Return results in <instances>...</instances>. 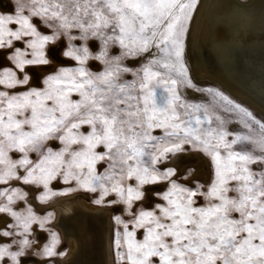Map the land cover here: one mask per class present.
I'll use <instances>...</instances> for the list:
<instances>
[{"label":"snow or ice","instance_id":"snow-or-ice-1","mask_svg":"<svg viewBox=\"0 0 264 264\" xmlns=\"http://www.w3.org/2000/svg\"><path fill=\"white\" fill-rule=\"evenodd\" d=\"M198 4L15 0L0 13V215L11 221L0 225V264H26L37 246L33 226L52 217L30 203L41 187V203L84 190L123 206L117 264H264V121L193 82L185 49ZM57 41L60 66L50 59ZM37 67L46 74L32 84ZM186 150L209 159L210 181L159 167ZM58 178L76 187L54 191ZM58 243L52 232L35 254L65 255Z\"/></svg>","mask_w":264,"mask_h":264},{"label":"bare ground","instance_id":"bare-ground-1","mask_svg":"<svg viewBox=\"0 0 264 264\" xmlns=\"http://www.w3.org/2000/svg\"><path fill=\"white\" fill-rule=\"evenodd\" d=\"M188 29L185 53L193 74L218 81L264 113V0H199ZM60 43L49 46L54 66L66 59ZM44 72L41 67L30 72L32 83L39 82ZM169 164L179 173L192 166L193 175L200 179H206L209 173L208 160L198 151L178 153L169 159ZM160 186L148 187L158 190ZM29 192L30 201L39 211L54 210L52 223L61 237L59 247H68L65 255L55 256L60 264H116L112 244L114 206L94 204L79 191L59 195L44 204L34 198L33 190ZM6 220L0 215V225ZM37 232L39 245L45 233L39 229ZM23 259L26 264L47 260L32 254Z\"/></svg>","mask_w":264,"mask_h":264},{"label":"rangeland","instance_id":"rangeland-1","mask_svg":"<svg viewBox=\"0 0 264 264\" xmlns=\"http://www.w3.org/2000/svg\"><path fill=\"white\" fill-rule=\"evenodd\" d=\"M2 4V5H1ZM10 7V8H9ZM14 9H15V0H10V2L8 4L6 3H3V1L1 2L0 1V13H4V14H8V13H13L14 12ZM190 24V22H189ZM188 28H189V25H188ZM63 48L61 50V52L63 53ZM118 52V49L116 50ZM186 51V50H185ZM187 60V63H188V67H189V72H190V75H191V78L193 80V82L200 88H214V89H219L220 91H222L223 93H225L227 96H229L230 98H232L234 101H236L237 103H240L241 105H243L244 107L248 108L252 113L253 115L259 119V120H262L264 121V113H262L261 111L255 109L251 104H249V102H247L246 100H242V98H239L237 96H235L227 87L225 88L224 85L220 84L218 81H215L209 77H200L198 75H195L193 74V70H192V65L190 64L188 58H186ZM125 63L128 64L129 67H138L139 65L138 64H132L130 63L129 61H125ZM56 66H60V64L56 65ZM89 66L92 68L93 71H99V70H102V66L99 65L98 62H94V61H90L89 62ZM46 74V72L43 73V75L41 76L40 78V81H42L43 79V76ZM29 75L31 76V74L29 73ZM198 77V78H197ZM125 78H130V76H125ZM203 79V80H202ZM30 83H32V81H30ZM33 84V83H32ZM224 86V87H223ZM189 90V91H188ZM186 91V95L187 97L190 99V100H196V101H210L211 100V97L208 96L206 93H201V92H195L194 90L192 89H187L185 90ZM192 91V92H190ZM196 93V94H195ZM195 94V95H194ZM229 129H234L237 127V125L235 123H230L228 125ZM58 144V142H56ZM187 151H193V150H186L185 152ZM202 153V152H200ZM203 154V153H202ZM177 155V154H176ZM204 155V154H203ZM173 157V156H169L168 160L162 162L159 167L161 169L163 168H166V167H174L173 165L169 164V159ZM206 157V156H205ZM207 158V157H206ZM33 159H35V154H33ZM208 160V163H209V173H208V176L206 179H200L199 178V182L200 183H205V182H208L210 181L211 179V164H210V161L209 159L207 158ZM175 168V167H174ZM98 170L102 171L103 169L102 168H99ZM191 170L192 173H194V168L192 166H188L186 171L183 172V173H179L177 171L178 174H180L181 176L185 175L188 173V171ZM50 187L53 188L54 191H59V190H62V189H65V188H68V187H73L75 188L76 185H75V182H70L69 184H65L63 183V181L61 179H56V180H53L51 182V185ZM164 187H166V185H162L159 187L158 190H162ZM26 191H28V188L26 187L25 188ZM32 190L34 191V194L35 196L39 195V192L40 191H43L42 187L40 189H35V188H32ZM79 192H83L85 194H87L90 198V201L92 203H94L93 201L99 196V192H96V193H92V192H89V191H84V190H77ZM74 192V191H72ZM59 195H56L54 197H52L48 202H50L52 199H54L55 197H57ZM29 197H30V192H29ZM40 202V201H39ZM47 202V203H48ZM154 202V201H153ZM30 203L32 204L33 206V209L34 211H36L39 215L41 216H45L47 215V213H51L52 214V217L51 219L48 221V223L46 224L45 226V229H40L38 226L34 225L33 228H34V239L39 242V237H38V232L37 230H41L43 231L45 234H44V237L42 238V241L39 245H37L34 249H30L28 254H32V255H35L37 257H40V258H47V260L43 263H36L34 261H30L28 262L27 264H60L54 257H45V256H42V255H36L35 253L38 252L40 250V248L43 247L44 244L48 243L49 240H50V236H51V233L52 232H55L59 238V243L57 244V247H56V251L58 253L60 252H63V253H66V251L68 250V247L66 245H64L63 247H59V244L61 243V237H60V234H59V231L57 228H55L54 224L52 223V220H53V217H54V210L52 208H48L46 210H44L43 212L39 211L35 205L30 201ZM45 204V203H44ZM95 204V203H94ZM105 204H108L107 203V198H106V201L105 203L103 204H100V205H105ZM110 205V204H108ZM146 206L148 204H145ZM111 206H114L115 207V212L112 213V222H113V236H114V231L117 227H121L122 226H118L116 223H115V220H114V217L116 216H121V217H124L126 218L127 214L124 212L123 210V206L122 205H111ZM6 222H11L10 221V218L7 217V220ZM5 222V223H6ZM4 223V224H5ZM3 224V225H4ZM112 244H113V237H112ZM113 253H114V257H115V261H116V256H115V250H114V247H113ZM57 256H62V255H57ZM116 264H117V261H116Z\"/></svg>","mask_w":264,"mask_h":264},{"label":"water","instance_id":"water-1","mask_svg":"<svg viewBox=\"0 0 264 264\" xmlns=\"http://www.w3.org/2000/svg\"><path fill=\"white\" fill-rule=\"evenodd\" d=\"M187 58V57H186Z\"/></svg>","mask_w":264,"mask_h":264}]
</instances>
